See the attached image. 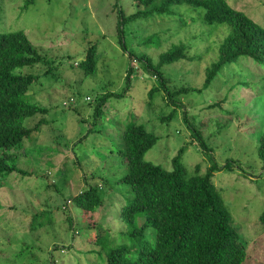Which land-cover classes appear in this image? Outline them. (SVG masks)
<instances>
[{
    "label": "rangeland",
    "instance_id": "rangeland-1",
    "mask_svg": "<svg viewBox=\"0 0 264 264\" xmlns=\"http://www.w3.org/2000/svg\"><path fill=\"white\" fill-rule=\"evenodd\" d=\"M23 2L0 0V31L21 29L41 54L69 55L71 60L53 62L49 74L44 72L49 65L41 63L24 69L40 75L26 100L46 107L48 122L17 152V166L29 174L11 173L0 187V264H104L106 247L134 243L119 216L131 197L129 187L118 182L127 163L117 152L130 121L158 136L145 160L171 169L172 157L184 147L182 163L188 174L196 164L201 173L213 163L218 166L212 181L245 244L244 264H264V225L259 223L264 168L258 156L264 130V64L241 57L225 65L205 88L204 70L217 58L230 28H211L201 21L184 25L181 19L196 13L177 5L162 15L126 22L124 44L127 51L157 61L171 45L190 43L187 58H195L163 65L168 82L153 93L149 90L158 81L133 61L135 71L124 90L129 59L116 26L119 14L127 16L142 6L132 0H32L26 7ZM226 2L264 27V0ZM183 9L187 12L175 17ZM207 29L211 32L204 35ZM91 45L96 48V70L84 76L77 62ZM179 87L189 90L172 96L175 104L169 102L167 90ZM105 92L124 93L109 97L94 123L95 99ZM71 97L74 101L67 103ZM38 118L23 124L31 126ZM194 131L205 148L194 139ZM96 184L100 202L89 212L67 203ZM95 234L100 237L97 245Z\"/></svg>",
    "mask_w": 264,
    "mask_h": 264
},
{
    "label": "trees",
    "instance_id": "trees-1",
    "mask_svg": "<svg viewBox=\"0 0 264 264\" xmlns=\"http://www.w3.org/2000/svg\"><path fill=\"white\" fill-rule=\"evenodd\" d=\"M31 1L24 0L23 7L28 6ZM132 1L144 9L127 16L119 14L116 34L125 51L127 48L123 41V25L126 22L152 14L162 15L173 6L186 5L196 14L187 16L189 21L181 19L182 24L201 21L208 27L226 24L230 28L218 45L217 58L204 70L205 88L225 65L241 57H249L257 65L264 64V27L230 6L226 0ZM185 12L187 10L183 9L181 13L174 12V15L177 17ZM209 32L211 31L207 29L204 35ZM150 40L147 39V42ZM189 44L179 42L171 45L158 55L157 61L147 54L127 51L129 62L124 90H128L135 71L133 61H138L158 81V86L152 87L149 93L165 87L168 80L161 71L162 66L182 59H194L195 57L187 58ZM158 46L159 41L156 47ZM63 59L71 60V56L52 57L41 54L21 29L0 31V187L11 173L22 176L29 174L17 166V152L22 151L24 140L37 134L41 126L48 122L49 110L26 100L40 75L24 69L41 63L49 65L44 71L49 74L51 64ZM96 65V48L91 45L83 59L77 62V66L87 76L95 72ZM239 84L243 85L242 82ZM188 90L187 87H179L170 92L167 90V100L175 104L171 97ZM123 93L105 92L99 95L92 110V121L95 123L102 117L109 97L121 96ZM70 99L74 101V98ZM38 115L39 118L33 125L23 124L25 119ZM121 134L122 143L117 152L124 157L127 170L118 182L129 187L131 197L121 206L119 216L126 223V235L132 237L134 243L130 246L117 244L104 247V264H244L245 244L232 225L231 215L212 181L213 172L218 166L213 163L201 173L200 165L196 164L193 173L188 174L182 163L185 148L181 147L172 157L171 169H166L144 159L145 152L158 141L157 135L134 121L128 122ZM193 137L202 148L206 147L198 132L194 131ZM258 156L264 168V130L258 140ZM228 166L226 164L223 168ZM102 182L105 183V179ZM97 190V184L89 185L73 196L72 200L68 199L67 203L72 201L83 211L89 212L100 202ZM139 215L142 217L140 224ZM259 223L264 225V210L259 216ZM37 226L38 223H35L34 227ZM93 236L96 245L100 243L98 234Z\"/></svg>",
    "mask_w": 264,
    "mask_h": 264
},
{
    "label": "built area",
    "instance_id": "built-area-1",
    "mask_svg": "<svg viewBox=\"0 0 264 264\" xmlns=\"http://www.w3.org/2000/svg\"><path fill=\"white\" fill-rule=\"evenodd\" d=\"M73 101V99H70V102H72Z\"/></svg>",
    "mask_w": 264,
    "mask_h": 264
}]
</instances>
